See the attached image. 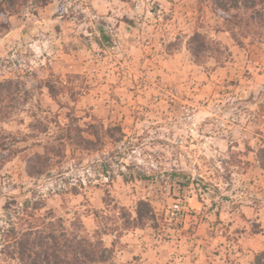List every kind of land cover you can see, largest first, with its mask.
<instances>
[{"label":"rangeland","instance_id":"obj_1","mask_svg":"<svg viewBox=\"0 0 264 264\" xmlns=\"http://www.w3.org/2000/svg\"><path fill=\"white\" fill-rule=\"evenodd\" d=\"M210 1L51 0L0 16V249L10 220L61 221L102 239L109 264H255L264 36L234 42ZM195 33L228 47L224 62L195 60ZM178 200L191 208L173 221Z\"/></svg>","mask_w":264,"mask_h":264},{"label":"trees","instance_id":"obj_2","mask_svg":"<svg viewBox=\"0 0 264 264\" xmlns=\"http://www.w3.org/2000/svg\"><path fill=\"white\" fill-rule=\"evenodd\" d=\"M211 8L221 14L223 23L222 31L229 32L234 42L241 44V39L252 35L262 39L264 36V0H211ZM32 4L46 7L51 0H0V16L7 13H19L20 7ZM188 50L199 62L205 60L204 54H214L212 57L218 63L224 62V55L229 54L228 47L218 41L209 38L202 33H195L188 41ZM5 90V83H0V94ZM2 99L0 98V102ZM79 130V129H77ZM81 132V129L79 130ZM77 131V132H79ZM76 132V133H77ZM78 133V139L85 145L93 141L86 139ZM96 136V133H89ZM75 140L74 137H68ZM260 161L264 162V148L260 150ZM41 159L37 155L32 161ZM264 169V163H263ZM28 174L34 173L28 166ZM19 215L17 209H12L9 203L5 211L10 215ZM12 215V214H11ZM33 216V215H32ZM16 220L23 221L19 216ZM10 228L3 232V248L0 255L16 264H109L110 259L106 255L107 246L102 239H92L88 235H81L76 231H68L61 221L50 222L49 226H33L23 228L18 223L10 220ZM255 264H264V253L256 256Z\"/></svg>","mask_w":264,"mask_h":264},{"label":"built area","instance_id":"obj_3","mask_svg":"<svg viewBox=\"0 0 264 264\" xmlns=\"http://www.w3.org/2000/svg\"><path fill=\"white\" fill-rule=\"evenodd\" d=\"M183 110L187 115L191 114V111L188 107L183 106ZM190 205L186 201L178 200L174 201L168 209V217L170 220H179L187 215L190 210Z\"/></svg>","mask_w":264,"mask_h":264},{"label":"crops","instance_id":"obj_4","mask_svg":"<svg viewBox=\"0 0 264 264\" xmlns=\"http://www.w3.org/2000/svg\"><path fill=\"white\" fill-rule=\"evenodd\" d=\"M193 201V200H192Z\"/></svg>","mask_w":264,"mask_h":264}]
</instances>
